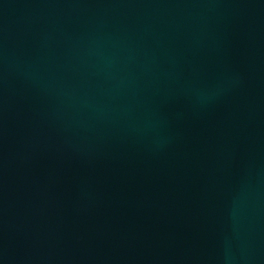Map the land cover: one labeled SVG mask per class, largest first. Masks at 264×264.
<instances>
[{"label": "water", "instance_id": "95a60500", "mask_svg": "<svg viewBox=\"0 0 264 264\" xmlns=\"http://www.w3.org/2000/svg\"><path fill=\"white\" fill-rule=\"evenodd\" d=\"M0 264H264V0H0Z\"/></svg>", "mask_w": 264, "mask_h": 264}]
</instances>
